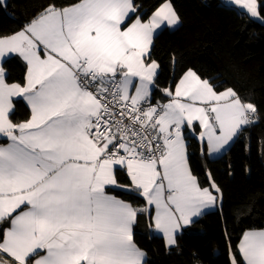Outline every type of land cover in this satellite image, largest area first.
Returning a JSON list of instances; mask_svg holds the SVG:
<instances>
[{"label":"snow or ice","instance_id":"obj_1","mask_svg":"<svg viewBox=\"0 0 264 264\" xmlns=\"http://www.w3.org/2000/svg\"><path fill=\"white\" fill-rule=\"evenodd\" d=\"M233 3L264 20L258 0ZM179 22L170 0L147 19L135 0H49L0 36V58L26 69L9 82L0 63V264H147L133 231L142 214L170 249L216 205L221 190L210 172L202 186L191 171L185 131L219 153L259 112L190 68L160 88L167 102L152 103L154 34ZM17 99L29 109L20 122ZM227 255L264 264V228L243 231Z\"/></svg>","mask_w":264,"mask_h":264},{"label":"trees","instance_id":"obj_2","mask_svg":"<svg viewBox=\"0 0 264 264\" xmlns=\"http://www.w3.org/2000/svg\"><path fill=\"white\" fill-rule=\"evenodd\" d=\"M49 0H8L0 6V36L19 30ZM72 0H56L67 5ZM165 0H135L139 13L147 19ZM180 18L179 25L164 28L154 36L152 58L159 64L157 87L151 101L167 98L161 87L172 86L187 69L209 79L216 90L233 88L258 109V121L238 135L226 153L208 159L205 149L191 134L186 135L191 171L202 186H208V173L220 188V209L206 212L177 237L176 246L168 249L163 238L152 233L146 215L134 225L135 242L147 253V264H228L227 247L239 242L243 231L264 228V20L252 19L246 13L219 0H170ZM264 16V0H258ZM9 82H23L25 65L16 56L3 61ZM29 115L17 99L13 121ZM198 128V125H197ZM126 181L123 174H118ZM134 206L142 198L124 195ZM218 195V194H217ZM153 211V210H152Z\"/></svg>","mask_w":264,"mask_h":264},{"label":"rangeland","instance_id":"obj_3","mask_svg":"<svg viewBox=\"0 0 264 264\" xmlns=\"http://www.w3.org/2000/svg\"><path fill=\"white\" fill-rule=\"evenodd\" d=\"M223 5H226V6H230V4L229 3H225V2H223ZM236 9L238 10V11H240V12H244V13H246L247 14V12H246V10L244 11V9H242V8H240L239 6H238V8L236 7ZM248 15V14H247ZM249 16V15H248ZM250 17V16H249ZM252 19H255V20H258V22H262L263 20L262 19H257V18H252ZM179 25V24H178ZM178 25H176V26H174V27H169L168 28V30H173V29H175ZM159 32V31H158ZM188 134H190L188 131H187V129H186V131H185V135H188ZM198 140V139H197ZM234 140H235V138H234ZM234 140L232 141V142H230L229 143V145H227L221 152H219V153H213V154H209L208 152H207V148H206V146H202L201 145V147H202V153H203V151H204V149H205V154H206V156H207V158L208 159H216V158H220V157H222L225 153H226V151L229 149V147L231 146V144L234 142ZM199 141V140H198ZM201 144V143H200ZM220 204H221V197H220V193L218 194V199H217V202H216V205L214 206V207H210V208H207V209H205L203 212H202V214H204V213H206V212H210V211H215V210H217V209H220ZM195 221V220H194Z\"/></svg>","mask_w":264,"mask_h":264},{"label":"crops","instance_id":"obj_4","mask_svg":"<svg viewBox=\"0 0 264 264\" xmlns=\"http://www.w3.org/2000/svg\"><path fill=\"white\" fill-rule=\"evenodd\" d=\"M7 1H8V0H7ZM224 2H225V3H229L231 7H234V8L237 7V8H238V5H235V4L233 3V0H224ZM244 11H245V10H244ZM177 25H178V24H177ZM164 28H167V29H168L169 26H167L166 24H165V25H162V27H161L160 29H157V31H156V33L154 34V36L158 33V31H160V30H162V29H164ZM12 56H15V55H11V56H6V57H4V58H0V63H3L4 60H6L7 58L12 57ZM21 100H22V99H21ZM24 104H25V103H24ZM25 105H26V104H25ZM26 107H27V105H26ZM28 110H29V109H28ZM153 214H154V209H153ZM201 215H203V214H201ZM201 215H200V216H201ZM200 216L193 218V221L196 220L197 218H199ZM190 225H191V224H190ZM190 225H188V226H184V227L182 228V230L179 231V232L177 233V237H178V235H180V234L183 232V230H184L185 228L189 227ZM151 229H152V233H153V234L162 237L161 234H159V233H157V232L155 231L154 227H152ZM133 231H134V229H133ZM134 236H135V232H134Z\"/></svg>","mask_w":264,"mask_h":264},{"label":"water","instance_id":"obj_5","mask_svg":"<svg viewBox=\"0 0 264 264\" xmlns=\"http://www.w3.org/2000/svg\"><path fill=\"white\" fill-rule=\"evenodd\" d=\"M219 1L222 2V3L224 2V0H219Z\"/></svg>","mask_w":264,"mask_h":264}]
</instances>
